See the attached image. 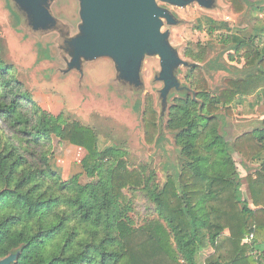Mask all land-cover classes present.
<instances>
[{
  "label": "trees",
  "instance_id": "obj_1",
  "mask_svg": "<svg viewBox=\"0 0 264 264\" xmlns=\"http://www.w3.org/2000/svg\"><path fill=\"white\" fill-rule=\"evenodd\" d=\"M2 42L0 34V256L19 250L15 264H198L199 252L210 245L214 252L206 264H264V246L256 249L264 243V127L251 134L258 149L250 158L260 160L247 175L258 206L251 209L241 199L228 145L210 124L218 105L264 89V56L238 42L236 54L244 52L245 64L260 57L262 66L230 81L216 97L206 92L202 72L192 69L208 116L197 115L189 99L173 107L169 126L179 129L176 143L185 160L161 185L154 171L130 166L118 147L100 149L93 128L44 110L2 59ZM215 61V68L225 69ZM148 112L145 124L154 125ZM54 137L86 150L80 166L89 181L82 183L80 173L63 179L50 167ZM138 189L153 204L154 216L135 224L124 190ZM250 235V243H241Z\"/></svg>",
  "mask_w": 264,
  "mask_h": 264
},
{
  "label": "rangeland",
  "instance_id": "obj_2",
  "mask_svg": "<svg viewBox=\"0 0 264 264\" xmlns=\"http://www.w3.org/2000/svg\"><path fill=\"white\" fill-rule=\"evenodd\" d=\"M10 2L11 8H14ZM241 2L244 10L234 14L231 5L225 0H216L212 9L196 3L177 7L157 1L178 20L176 25H168L164 21L162 30L169 31L170 44L183 60L193 64L177 69L181 85L188 90L180 93L172 91L163 115L158 97V89L162 84L153 81V76L160 69L158 57H145L141 70L144 86L138 92L116 82L113 63L108 58L82 61V74L75 69L64 73L70 55L62 47L59 32L34 31L24 20L18 23L17 15L10 12L5 0H0L2 59L14 68L18 80L44 110L54 115L62 113L67 121H78L93 128L100 149L118 147L130 166H144L154 171L156 181L162 185L169 177L180 172L181 161L185 160L183 148L176 143L179 129L169 126L173 107L179 101L189 99L196 104L197 115L208 116L203 111L204 100L198 96L192 69L202 72L207 81L208 95L216 97L228 88L230 81L252 75L256 68L264 64L258 63V59L264 56V0ZM49 9L63 24L62 29L67 36L78 32L80 12L77 0H51ZM240 41L247 43L253 52L255 50L260 55L254 65L245 64L244 52L233 55ZM230 54L233 59L229 57ZM195 55L200 56V59H195ZM215 59L225 65L227 70L208 69L207 63ZM217 107L218 111L214 113L217 118L210 124L216 126L217 134L232 148V159L241 176V199L250 201V192L246 187L247 175L253 174L260 163L257 155L250 158L258 149L251 134L264 127V89L248 97L236 98L228 106L220 104ZM148 108L152 110V115ZM146 112L154 125L145 124ZM198 144L203 151L202 140ZM52 149L50 167L63 179L80 173L82 183L89 181L80 166L85 154L81 149L56 137L53 138ZM263 157L264 152L261 159ZM241 166L246 169L245 173ZM232 188L230 186L231 190L225 193L227 199L232 195ZM124 192L132 201L133 211L130 214L135 224H139L145 216H154L153 204L144 192L140 189L132 194L126 190ZM227 246L229 248V244ZM213 252L214 248L210 245L202 249L197 256L198 264H206ZM242 264L248 263L245 261Z\"/></svg>",
  "mask_w": 264,
  "mask_h": 264
},
{
  "label": "water",
  "instance_id": "obj_3",
  "mask_svg": "<svg viewBox=\"0 0 264 264\" xmlns=\"http://www.w3.org/2000/svg\"><path fill=\"white\" fill-rule=\"evenodd\" d=\"M5 1L10 12L17 15L18 23L24 20L34 31L59 32L62 47L70 55L64 73L75 69L82 74V61L108 58L113 63L116 82L138 92L144 86L141 76L144 59L156 56L160 69L153 76V81L162 84L158 89L161 115L165 113L172 91L188 90L181 85L177 69L193 64L179 56L169 42V31L162 30L164 21L168 25H176L178 20L157 1L186 7L194 0H77L80 23L78 32L71 37L63 32V24L51 13V0H11L14 8H11L10 0ZM225 142L232 159V148ZM19 252L17 250L1 258L0 264H13Z\"/></svg>",
  "mask_w": 264,
  "mask_h": 264
},
{
  "label": "flooded vegetation",
  "instance_id": "obj_4",
  "mask_svg": "<svg viewBox=\"0 0 264 264\" xmlns=\"http://www.w3.org/2000/svg\"><path fill=\"white\" fill-rule=\"evenodd\" d=\"M226 2H228L230 5H231V10H232V12L234 13V14H239V13H241L243 10H244V6H243V4H242V2L240 1V0H225ZM192 3H196V4H198L199 6H201V7H204V8H206V9H212L214 6H215V4H216V0H194ZM191 3V4H192ZM251 6V5H250ZM236 52H233V55L235 54ZM233 55L232 54H230L229 55V57L231 58V59H233L234 57H233ZM194 58L195 59H200V56H198V55H195L194 56ZM216 60V59H215ZM215 62H218V61H215ZM218 64H221L220 62H218ZM215 65L216 64H214V60L213 61H211V62H208L207 63V67H208V69H210V70H213L214 68H215ZM221 65H223V64H221ZM223 66H225V65H223ZM211 67V68H210ZM199 70V69H198ZM214 70H227V68H226V66H225V69H222V68H219L218 66H216V68L214 69ZM200 71V70H199ZM193 72V71H192ZM193 75V74H192ZM206 92H207V90H206ZM10 253H12V252H8V253H6L5 255H3V256H0V259L1 258H4V257H6L8 254H10ZM20 253V252H19ZM18 256H19V254H18ZM18 256H17V259H18ZM17 259H16V261L13 263V264H15L16 262H17Z\"/></svg>",
  "mask_w": 264,
  "mask_h": 264
},
{
  "label": "crops",
  "instance_id": "obj_5",
  "mask_svg": "<svg viewBox=\"0 0 264 264\" xmlns=\"http://www.w3.org/2000/svg\"><path fill=\"white\" fill-rule=\"evenodd\" d=\"M262 118H264V115L262 116ZM75 147H77V149L79 148V149H81L84 153H86V150L84 149V148H81V147H78V146H76L75 145ZM85 155V154H84ZM234 162V161H233ZM234 164H235V162H234ZM236 166V165H235ZM236 169H237V166H236ZM241 170H242V172L243 173H245L246 172V169L244 168V167H242L241 166ZM237 172H238V169H237ZM238 174H239V172H238ZM239 177H241L240 176V174H239ZM241 179V178H240ZM246 187H248V186H246ZM240 190H241V186H240ZM247 190H249V188L247 189ZM250 199V198H249ZM244 200V199H243ZM247 203H248V206L251 208V209H256V208H258V207H256L255 208V206L253 205V203L251 202V199H250V201H247V200H245ZM225 233H228V232H225ZM251 242V239H248V237H245V238H243L242 239V241H241V243H250ZM263 246H264V243H260V244H258L257 246H256V249L257 250H261V248H263Z\"/></svg>",
  "mask_w": 264,
  "mask_h": 264
},
{
  "label": "built area",
  "instance_id": "obj_6",
  "mask_svg": "<svg viewBox=\"0 0 264 264\" xmlns=\"http://www.w3.org/2000/svg\"><path fill=\"white\" fill-rule=\"evenodd\" d=\"M252 238V235H250L249 237H248V239H251Z\"/></svg>",
  "mask_w": 264,
  "mask_h": 264
}]
</instances>
